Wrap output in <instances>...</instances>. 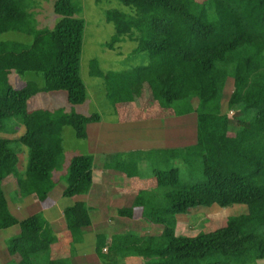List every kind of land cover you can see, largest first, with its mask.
I'll list each match as a JSON object with an SVG mask.
<instances>
[{
	"label": "trees",
	"instance_id": "16d2710c",
	"mask_svg": "<svg viewBox=\"0 0 264 264\" xmlns=\"http://www.w3.org/2000/svg\"><path fill=\"white\" fill-rule=\"evenodd\" d=\"M118 1L135 12L106 11L105 19L115 29L107 47L136 36L133 52L145 53L149 60L104 72L92 59L89 74L102 79L112 106L133 101L140 84L148 90L145 101L150 103L142 104L146 107L152 100L160 107L194 100L197 130L192 151L201 162L202 179L182 182L177 167L153 168L156 186L165 189L166 206L145 201L142 196L147 191H139L131 206L117 212L132 217L134 207L140 206L144 220L162 224L161 233L127 231L110 238L99 233L95 237L99 259L102 264H125L124 258L132 255L139 256L141 264H251L264 259V0ZM33 4L34 0H0V34L16 31L33 36L30 44L0 40V131L13 130L6 125L11 118L23 126L16 139L0 137V231L19 227L18 234L6 240V248L9 255L20 258V264H71L51 255L55 237L41 212L19 220L2 188L3 180L13 174L18 176L21 195L45 200L54 186L51 170L63 153L62 128L70 126L76 138L84 139L86 125L100 120L97 112L27 109V101L41 91H64L73 105L87 98L80 73L85 27L80 5L55 0L53 9L60 19L52 29H37L29 11ZM13 72L34 73L42 77L43 86L29 80L14 88L9 79ZM225 77L233 80L227 104L239 124L235 129L226 113L216 111ZM13 143L27 148L24 177L17 173ZM92 164L90 155L71 158L63 196L89 190ZM109 166L128 176L138 174L136 163L123 158ZM237 203L244 204L246 211L214 230L195 236L175 232L178 214ZM64 215L72 240L80 242L82 228L91 223L87 205L76 202L64 209ZM12 261L9 264H18Z\"/></svg>",
	"mask_w": 264,
	"mask_h": 264
},
{
	"label": "rangeland",
	"instance_id": "374dc122",
	"mask_svg": "<svg viewBox=\"0 0 264 264\" xmlns=\"http://www.w3.org/2000/svg\"><path fill=\"white\" fill-rule=\"evenodd\" d=\"M54 1L55 0H34V4L31 8H29V11L32 12L34 19L38 18L41 19L42 22L45 21V27H47L45 29H52L56 22L60 19V16L57 15L53 9ZM73 1L77 2L80 5L81 12L79 15L85 21L82 51L80 56V73L87 88V98L82 104L73 105L68 102L64 91H41L36 93L27 101L26 107L28 110H34L38 108L51 110L62 109L65 112H76L86 115L97 112L101 115V118L103 120H124L125 118H127L128 114L124 113L123 115V113H120L119 111V107H121L123 103L116 104V107L108 103L105 97L104 83L100 77L89 74V64L90 60L96 59L98 61L99 68L102 71L106 72L108 70H124L131 68L132 66L146 64L148 62L149 58L147 54L141 52H133L137 46L136 36L134 38L124 37L121 41L114 44L111 49L106 45V43L110 41L112 35L115 33L113 24L111 22H107V20L105 19L106 11L117 9L127 14H133L135 12V9L123 4L118 0ZM36 24L37 20L35 19V26ZM0 40L19 41L30 44L33 40V36L16 31H7L0 34ZM261 62L264 64V54ZM9 79L14 88H21L29 80H34L39 86H43L44 83L42 77L37 76L31 72L25 74H17L16 72H13L10 75ZM232 82L233 80L231 77H225V86L222 93L217 97L216 111L218 113H226L231 120V129H235L239 124L233 118V111L232 109H230V107H228L227 104L228 96L232 89ZM140 85V87L145 88L146 92L144 96L143 94H141V98H139L141 103L139 104V106H137L138 108L135 107L132 109V111L128 110V112H131V115L169 113L175 117L174 119H180V122H186L188 120L189 123L187 125L191 127V120L192 118H194L193 124L196 126V115L194 114H196L195 107L197 104L194 100L188 102H175L166 107H160L158 106L159 104L157 101L152 100V105L150 107H146L142 105L141 99H143V97H147V95L149 97L148 90L146 85ZM145 103L149 104L150 101L147 99ZM6 125L8 126L9 130H13L10 132L0 131V137L16 139L21 135L23 126L18 123L15 118L7 120ZM230 134L232 133L230 132ZM61 136L63 153L59 158L56 167L51 170V176L53 177L52 179L56 181L57 190L64 189L66 185L65 176L68 170L69 160L72 155L77 153H85L88 148L86 140L76 138L70 126H64L62 128ZM11 147L14 148L18 157V166H16V168L19 173L24 174L28 156L27 148L24 145L18 143L11 144ZM144 151L146 152L145 155L142 154V152L144 153ZM148 151L149 150L138 151L136 153H133L134 155L131 156L132 159L135 158L138 161L136 163L137 171L139 172L138 177L142 176L145 178H153V168L168 169L170 167H177L180 171V180L182 182H193L202 179L201 162L199 158H188L192 157L191 155H188V157L186 156V158H180L178 162L171 165L167 160H165L164 157H161L162 161H159V157H157V155H155L153 152L147 153ZM3 188L6 192H11L10 196H12V198H18L19 200L23 201L19 190L14 189L13 191H11V189L13 188L12 181H6ZM164 190V188L159 187L151 189V191L142 190L147 191L146 194L142 196V198L154 205L166 206L167 202L162 197ZM13 202L16 206H18L17 201ZM20 203L21 204H19V206H22V202ZM130 204L131 203H125L123 206H131ZM62 205H65L64 199L61 200V202H59L57 206L59 207ZM137 207L138 206H136L135 208ZM10 211L13 212L12 209H10ZM245 211V205L238 203L232 204L228 207H220L216 204H213L210 207L192 208L187 214L179 216L177 233L185 236H195L199 231L208 232L224 224L227 218L240 215ZM23 212L24 211H22L21 213ZM125 222H128V220H125ZM139 222L137 223V226L140 225ZM147 222L148 220H142L143 225L141 227H138L139 231L143 235L155 232L157 229L158 232L161 231V228L158 224L156 225L155 223H153L155 225L146 226ZM128 224L130 225V222ZM9 229L11 230V228H8L0 231V262H2L3 264H9L13 262V259H16L15 261H18L20 259L18 256L9 255L7 251L6 240L17 235L16 233L14 235L13 229L12 233ZM129 229L131 228L128 227V230ZM3 233H7L6 239L2 235ZM88 239L89 236H86V240ZM85 244V248H89V244ZM89 253H91V251H86V254ZM251 264H264V259L257 260L256 262Z\"/></svg>",
	"mask_w": 264,
	"mask_h": 264
},
{
	"label": "crops",
	"instance_id": "0c3cea01",
	"mask_svg": "<svg viewBox=\"0 0 264 264\" xmlns=\"http://www.w3.org/2000/svg\"><path fill=\"white\" fill-rule=\"evenodd\" d=\"M35 19L37 20V29L47 28L45 27V21L42 22L41 19ZM137 90L141 91V93ZM145 92L144 87H138L135 91L134 100L123 103L119 107L120 113H123V115L124 113L128 114L124 120L107 121L103 120L100 115V120L86 125V137L83 140H86L88 148L85 153L74 155H90L93 157L91 168L92 183L87 192L63 196L66 185L64 189L57 190L56 181L53 179L54 186L49 190L45 200L39 201L31 195H21L23 199L21 201L18 198H12L10 196L11 192H6L3 188L6 181H12L13 188L11 191L17 189L20 192L16 175L9 174L3 180L2 188L8 196L9 209H12L16 214L12 212L14 216L25 218L30 214L41 211L55 237V240L50 245L52 256H62L71 264H102L95 250V237L97 234H105L110 238L114 234L134 231L139 235H143L138 228L143 225L142 220H144L140 206L134 207L132 217L119 215L117 211L119 208L125 207L123 206L125 203H131L130 205H132L139 191H151V189L156 188L155 178L138 177L139 172L137 175L128 176L119 169L109 166L116 159L123 158L137 163L138 161L135 158L132 159L131 156L134 155L133 153L143 150H149L147 153L153 152L159 157V161H162L161 157H164L171 165L178 162L180 158L188 157V155L192 156L188 158H198L195 151H192L196 144L197 130V125L193 124L194 118L191 120V127L187 125L189 123L188 120L180 122V119H174L175 117L169 113L131 115V112H128V110L132 111L135 107L138 108L137 106L141 103L139 98H141V94L144 96ZM141 100L143 104L145 98L143 97ZM142 154L145 155L146 152L144 151ZM16 166L18 165L16 164ZM17 173L24 177V174L19 173L18 170ZM63 199L65 205L58 207V203ZM13 201H17L18 206ZM20 202H22V206H19ZM76 202H84L87 205L91 219L90 225L82 228V239L80 242L72 240L64 215V209ZM22 211L24 212L21 213ZM180 215L184 214L176 216L175 232L177 235H180L177 233ZM125 220H128V222H125ZM129 222L130 225L128 224ZM138 222L140 223L139 226H137ZM153 223L158 224L162 230V224L156 222L148 221L146 226L155 225ZM128 227L131 229L128 230ZM12 229L14 230V235L15 233L18 234L19 227L17 225L11 227V230L9 229L11 233ZM160 233L161 231L158 232L157 229L155 232L144 235L156 236ZM2 235L5 239L7 238V233ZM86 236H89L88 240H86ZM85 243L89 244V248H85ZM86 251H91V253L86 254ZM16 262L20 264L21 260L19 259ZM124 262L125 264H141L143 260L139 256L132 255L126 256Z\"/></svg>",
	"mask_w": 264,
	"mask_h": 264
},
{
	"label": "built area",
	"instance_id": "2783aa9c",
	"mask_svg": "<svg viewBox=\"0 0 264 264\" xmlns=\"http://www.w3.org/2000/svg\"><path fill=\"white\" fill-rule=\"evenodd\" d=\"M104 250H106V249H104Z\"/></svg>",
	"mask_w": 264,
	"mask_h": 264
}]
</instances>
